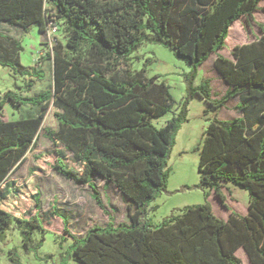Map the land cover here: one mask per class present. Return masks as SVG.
<instances>
[{
    "label": "trees",
    "instance_id": "16d2710c",
    "mask_svg": "<svg viewBox=\"0 0 264 264\" xmlns=\"http://www.w3.org/2000/svg\"><path fill=\"white\" fill-rule=\"evenodd\" d=\"M261 1L0 0V24L24 31L38 24L47 32L50 21L60 20L67 35L66 44L56 40L46 53L52 63L47 88L25 96L8 90L0 97V108L7 102L15 108L30 105L25 115L0 118V242L16 227L24 248L36 249L44 236L35 242V230L47 229L48 213L59 215L53 207L43 210L40 187L10 178L44 128L53 143L72 153V165L57 158L59 173L92 186L103 208L95 174L128 198L129 221L93 225L83 237L70 233L65 221L62 231L74 239L76 264H243L236 254L241 247L252 264H264V24L261 36L236 44L231 57L218 53L233 23L264 9ZM6 32L0 30V65L15 74L30 73L21 60L22 43ZM145 42L171 47L193 67L186 105L195 94L216 108L239 97L242 116L210 119L200 150L199 185L214 190L227 209L225 184L245 188L250 194L246 214L232 210L228 218L219 217L206 200L158 225L145 220L149 202L166 187L167 158L187 110L157 126L155 119L173 106L169 84L144 70L110 73L128 69L131 55ZM213 53L229 85L223 95L213 92L210 78L194 85L199 66ZM30 74L44 76L34 67ZM50 106L56 108L57 128L43 126Z\"/></svg>",
    "mask_w": 264,
    "mask_h": 264
},
{
    "label": "rangeland",
    "instance_id": "374dc122",
    "mask_svg": "<svg viewBox=\"0 0 264 264\" xmlns=\"http://www.w3.org/2000/svg\"><path fill=\"white\" fill-rule=\"evenodd\" d=\"M260 5L264 6V0ZM260 23L264 24V9L255 11L250 18L240 17L231 26L226 44L218 53L231 57L236 44L251 42L261 36ZM55 24L58 29L52 30L51 35L48 32H41L38 24H32L28 31H24L18 25L0 24V30L7 31L6 33L22 43L21 60L30 73L31 67L44 73L42 79L33 78L30 73L15 74L12 69L0 65V97L8 90L23 96L31 95L47 88L52 82V63L45 58L46 53L56 40L63 44L67 42L63 23L59 20ZM215 60L216 53H213L203 65L199 66L194 85H200L204 78H210L213 92L223 95L229 85L217 69ZM129 63L128 69L122 66V70H112L110 73L124 76L125 73L144 70L149 76L158 74L159 80H164L170 86L173 106L168 113L155 119L157 126L165 125L169 120L178 117L185 107L187 108L186 119L180 122L179 128L174 133L173 147L167 158L169 175L166 187L149 202L145 220L150 224L158 225L183 208L206 200L212 204L214 212L219 217L228 218L229 212L221 204L215 191L199 185L200 150L211 118L229 120L243 115L237 107L239 97L230 99L222 108H216L203 97L195 94L190 97L186 105L189 96L188 77L193 67L163 43L145 42L131 55ZM29 107L30 105L15 108L11 102H7L3 108H0V118L4 120L18 118L25 115ZM55 109L54 106H50L43 126L58 127L54 115ZM59 157H63L72 165V153L53 143L42 128L37 144L28 151L25 160L12 171L10 178L19 184L31 181L36 187H40L43 210L53 207L58 210L59 215L47 214L48 217L43 223L47 229L45 231L37 229L33 235L35 242L40 241L44 236L42 245L29 251L23 246L20 230L11 227L6 241L0 242V264H17L11 256L18 258L19 264H76L73 258L74 239L69 238L62 231L65 221L70 233L83 237L93 225L104 226L109 222L118 224L130 220L127 211L128 198L115 186L105 184L101 176L93 175L92 181L105 204V208L101 207L95 199L92 186L78 183L55 169ZM223 191L232 210L241 214L248 212L250 200L248 190L229 182L225 184ZM11 250L13 253L10 252ZM236 254L242 259L243 264H252L244 248H239Z\"/></svg>",
    "mask_w": 264,
    "mask_h": 264
},
{
    "label": "built area",
    "instance_id": "2783aa9c",
    "mask_svg": "<svg viewBox=\"0 0 264 264\" xmlns=\"http://www.w3.org/2000/svg\"><path fill=\"white\" fill-rule=\"evenodd\" d=\"M57 29H58V26L54 22L50 21L48 29H47V32L49 33V35H51L52 30L57 31Z\"/></svg>",
    "mask_w": 264,
    "mask_h": 264
},
{
    "label": "crops",
    "instance_id": "0c3cea01",
    "mask_svg": "<svg viewBox=\"0 0 264 264\" xmlns=\"http://www.w3.org/2000/svg\"><path fill=\"white\" fill-rule=\"evenodd\" d=\"M203 65V64H202ZM228 203V202H227ZM229 205V204H228ZM227 209V208H226ZM228 210V212H229V214L231 213V211H232V208L229 206V209H227Z\"/></svg>",
    "mask_w": 264,
    "mask_h": 264
}]
</instances>
